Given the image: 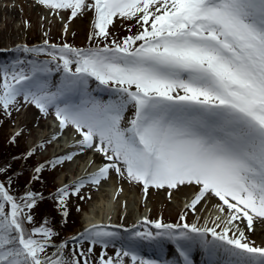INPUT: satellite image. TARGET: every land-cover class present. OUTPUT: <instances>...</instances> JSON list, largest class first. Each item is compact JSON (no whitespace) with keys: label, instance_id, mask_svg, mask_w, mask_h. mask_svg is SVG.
<instances>
[{"label":"snow or ice","instance_id":"6c2138e0","mask_svg":"<svg viewBox=\"0 0 264 264\" xmlns=\"http://www.w3.org/2000/svg\"><path fill=\"white\" fill-rule=\"evenodd\" d=\"M36 3L62 20V12L68 21L93 14L88 47L45 40L18 50L47 59L0 65V113L10 117L30 105L55 119L57 131L25 158L62 136L73 139L38 165L33 179L46 165L55 169L88 153L89 163L102 158L95 171L57 189L53 198L61 214L68 215L71 196L83 200L82 189L98 188L115 174L145 194L164 189L171 197L174 190L190 189L187 209L195 212L214 200L224 218L217 216L212 227L183 222L184 215L176 224L145 218L156 231H133L124 250L114 256L102 251L91 260L96 245L106 249L119 234L91 225L71 237L75 247L65 251L67 242L53 244L58 233L47 220L26 226L33 224L30 212L42 195L14 196L9 178L7 185L0 182V264H126V257L131 264H194L197 250L206 264H264V246L246 234L255 223L264 225V0ZM117 18L134 21L139 30L110 39ZM82 242L90 246L85 250ZM141 244L157 258L138 255ZM166 244L176 253L171 259Z\"/></svg>","mask_w":264,"mask_h":264},{"label":"rangeland","instance_id":"374dc122","mask_svg":"<svg viewBox=\"0 0 264 264\" xmlns=\"http://www.w3.org/2000/svg\"><path fill=\"white\" fill-rule=\"evenodd\" d=\"M2 1L0 0V46H3L4 48H8L13 44H22L25 40V37L31 36V34L39 35V39L41 37L43 39H54L53 37L56 38V36L58 37L62 34L65 39H69L72 42L82 44L86 41L87 35L89 36L88 33L92 30L91 22L93 14L90 11L86 12L82 16H78L77 18L68 21L67 12L61 13V15L63 16L62 20L59 16L51 15L50 10L39 6L36 3V0H4L6 2H3V4L1 3ZM6 4H8V6ZM65 24H67V32H65L64 30ZM133 24H135L134 21H125L119 18L115 19L114 25L110 28L112 34L111 37L115 36L116 33L124 29V26L128 25L129 28L132 29V32L125 31L124 29V34L122 36L124 37L135 33L139 30V26H134ZM43 39L42 42H44ZM47 58L48 57L44 55H40L37 56L34 60L42 61ZM28 60L32 59H29L27 56L19 53L17 55L15 54V56L9 60L1 59L0 65H10L13 62H26ZM58 76V73H54L53 80L55 81L56 79H58ZM91 83L92 86L95 87L96 82L92 81ZM93 95L100 96L105 100L108 99L107 93L94 92ZM128 114L130 115L131 113L129 112ZM15 115L16 120H14V124L8 129V133L16 131L21 132L26 138V146L35 145L40 143V141L49 139V136L38 138L37 129L43 122L49 121L50 119L54 118V116L49 115L47 118H45L39 113L37 109L30 105L22 107L19 112L15 111ZM38 153V158H45L47 161L54 155L52 153L51 145H47L44 149L38 150ZM68 166L69 164L66 163L63 166H57L55 169H53L58 174L55 178L56 184H58V176L62 173L67 179L64 183H70L68 181L70 179L69 176L71 175ZM111 179L119 182V189L124 190L125 188H127V190H129L128 193L133 194V196L136 197L134 201H137L136 203H140L139 209L141 210V213L143 210H147V208H150V210H147L149 211L147 213L150 214V216L154 218L172 219L173 223L171 222V224L178 223V218L181 215H184V221H186L187 223H197L198 226L201 227L205 225L209 227L214 226L213 221H216V219L213 218V216L211 218V215L213 214V212L218 210L215 207V204L217 202L214 200L209 201L205 204L200 205L198 207V210L193 212L192 210L185 207L192 196V192L190 189L181 188L179 191L174 190L171 197H169L168 191L164 189L158 190L153 188L150 189L147 194H145L141 185L130 184L128 181L118 178L115 174L111 176ZM105 182L106 181L102 182V184ZM64 183L60 185H63ZM98 191L99 189L97 187L89 185L81 190V195H83L85 199L81 200L78 196H71V198L74 200L79 199V205H81L82 207V210L79 213L81 224H83V211L88 210L92 199L94 197V199H96ZM89 196L91 197V199H88ZM117 214V221L119 223H133L137 226V223L133 222L132 215L127 218V221H122L124 219V210L122 207L119 208ZM106 226H108L107 230L115 231L119 234L117 238L110 241L106 249L104 248L105 252H108L107 255L114 256L117 250H124L126 244L121 240L122 234L119 229L112 227L113 225L110 224H106ZM261 228H264V225L255 223V230L253 232H247L246 234L248 235L250 240L255 242L256 245L264 246V233L262 234L261 232H259ZM217 230L219 231V229ZM168 247L170 250H168L169 255L167 258L171 259L176 255V253H173L174 249L173 247H171V244H168ZM137 254L151 259L150 257L143 255L142 253L137 252ZM192 259L195 264L194 255H192ZM125 261L126 264H131L130 258L126 257Z\"/></svg>","mask_w":264,"mask_h":264},{"label":"trees","instance_id":"16d2710c","mask_svg":"<svg viewBox=\"0 0 264 264\" xmlns=\"http://www.w3.org/2000/svg\"><path fill=\"white\" fill-rule=\"evenodd\" d=\"M38 39L39 35L37 34L26 37V41L30 44ZM56 41L61 44L68 43L77 48L88 47L90 43L88 35L86 41L82 44L65 39L62 34L56 38ZM32 47L38 46L35 45ZM18 48L21 47H14L10 51L0 50V56L12 55L18 51ZM10 126L11 124L7 116L0 113V169L3 170L0 172V182H4L7 185L9 178H11V194L16 197H21L28 191L39 193L43 196L55 190L52 194L37 199L36 206L30 212L33 216V224L26 226L29 228L40 226L47 220V226L58 233L54 240H64V242H67L68 248L65 251H69L75 247V242L69 239V237L80 225V215L77 209L73 207V202L69 199L66 204L68 215L65 217L61 214V210L57 207L56 200L53 198V195L57 191L55 183L56 173L51 172L45 166L44 170L38 174L39 178L33 179L37 175L34 168L39 164L38 155L35 153L25 158L26 146L22 138L15 137L14 142H12L13 139L8 137V129ZM82 246L85 250L88 248L86 242H82ZM90 259L97 260L93 256V253L90 255Z\"/></svg>","mask_w":264,"mask_h":264},{"label":"bare ground","instance_id":"6f19581e","mask_svg":"<svg viewBox=\"0 0 264 264\" xmlns=\"http://www.w3.org/2000/svg\"><path fill=\"white\" fill-rule=\"evenodd\" d=\"M3 2L6 1L3 0L1 3L3 4ZM6 5L8 6V4ZM56 131L57 128L55 119L52 118L49 121L43 122L39 126V128L37 129V136L38 138H40L45 135H52ZM10 135L11 132L9 133L8 137ZM72 143L73 139L70 135L62 136L58 141L51 144L52 153H60L66 150ZM91 158V153H88L86 155L77 157L74 163L69 164L68 167L71 175L69 176V178L72 181L76 180L78 177L86 176L87 174L95 171L96 167L102 163V158L99 156H96L94 158L93 163H89ZM66 180L67 179L65 175L63 173L60 174L58 176V185L64 183ZM98 189L99 191L97 192L96 199H94V197V200L92 199L88 210L83 211L82 221L85 226L89 225L90 223H114L118 219L117 213L120 207H122L124 210V219L122 220L123 222L127 221V218L131 215L133 216L134 222L138 217L147 214V212H149L147 210H150V208H147V210H143L141 213V210L139 209L140 203H136L137 201H134L136 197L133 196V194H129V190H127V188H125L124 190L119 189V182H116L111 178L103 183L101 187L99 186ZM215 212L216 217L221 216L222 218H224L218 210H216ZM212 216L213 215H211V217ZM213 218H215V216H213ZM139 223H141V221H139ZM259 232L263 234L264 228H261ZM129 235L130 234H128V236Z\"/></svg>","mask_w":264,"mask_h":264}]
</instances>
